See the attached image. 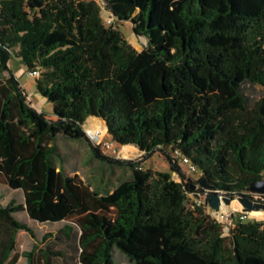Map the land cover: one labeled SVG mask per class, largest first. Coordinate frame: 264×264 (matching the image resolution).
Wrapping results in <instances>:
<instances>
[{
  "label": "trees",
  "instance_id": "1",
  "mask_svg": "<svg viewBox=\"0 0 264 264\" xmlns=\"http://www.w3.org/2000/svg\"><path fill=\"white\" fill-rule=\"evenodd\" d=\"M104 1L109 25L96 0H0V181L24 193L7 206L0 195V264L14 263L20 232L35 238L19 212L66 222L25 253L27 264H119L115 251L128 264H264V222L237 221L224 237L209 206L187 207L198 182L181 167L188 159L233 197L252 198L251 184L264 179V96L249 92L264 89V0ZM124 22L148 40L144 50L128 44ZM13 59L40 71L51 114L31 103ZM90 118L140 153L128 161L92 147L95 159L131 170L113 191L57 165L55 139L89 141ZM155 155L183 182L139 169Z\"/></svg>",
  "mask_w": 264,
  "mask_h": 264
},
{
  "label": "rangeland",
  "instance_id": "2",
  "mask_svg": "<svg viewBox=\"0 0 264 264\" xmlns=\"http://www.w3.org/2000/svg\"><path fill=\"white\" fill-rule=\"evenodd\" d=\"M98 5L101 9L102 17L105 20V24L109 25L107 21L111 18V12L104 0H97ZM117 28L123 33L128 44L137 51L144 50L147 46V40L145 37H138L134 35L133 25L131 22L118 23ZM146 41L145 45H142V41ZM141 41V42H140ZM9 67L18 78L20 84L26 90L29 100L31 103L37 107L39 110L43 111L45 114H51L53 112L52 105L42 97L38 95L36 88V79L30 78L27 75L29 71L27 67L17 59H13L9 63ZM0 76H7V73L0 72ZM251 97L255 99L262 98L264 96V89L260 86L255 87L249 90ZM43 100V101H42ZM51 117V116H50ZM97 127V130L90 131L92 127ZM100 123L96 118H90L87 122L83 124V129L86 132L87 140H70L64 136H58L54 143L59 149L61 155V160L57 162V165L64 169L65 173L70 177H78L87 185L91 186L92 189L96 188L101 191H108L113 189L122 181H125L130 178L131 170L124 166H109L102 163L100 160L95 159L92 155V147H99L100 150L113 158L133 161L136 158H139L140 154L137 149L134 147H120L116 144H113L106 136L107 133L102 131L100 128ZM88 132L95 134V140H92ZM102 136V137H101ZM99 137H101L99 139ZM100 140V141H98ZM111 145L110 148H107L106 144ZM182 170L187 178V182H198L201 178L200 172H191L187 165L181 163ZM152 169L154 171H160L168 173L173 180L176 182H183L181 177L173 171L168 163L164 161L160 155H155L153 158H150L148 161L142 164V170ZM193 188V193L187 192V207L190 209H195L194 205L199 199H204L201 190V185L197 183ZM248 192H245L247 194ZM0 195L2 196L1 204L7 206L11 202L16 204L24 203V193L21 190H14L8 185L0 181ZM239 196L234 197V201L231 205L227 206L229 210H233L236 213L243 212V207L238 200ZM208 213V212H207ZM16 218L19 221L27 223L35 233V238L32 237L27 232H20L17 239L16 251L13 255L14 263L13 264H27V258L25 257L26 252L33 250L35 245L43 248L46 243L51 242V238L47 241L44 240L46 234H55L60 228H62L66 222L56 223V224H42L31 220L26 212H19L16 214ZM256 219V220H255ZM252 219L248 218V221H261L264 220L256 217ZM229 234H224V237H228ZM115 258L119 264H128V260L125 255L119 251H115ZM65 264V263H58ZM68 264H74L73 260H68Z\"/></svg>",
  "mask_w": 264,
  "mask_h": 264
},
{
  "label": "water",
  "instance_id": "3",
  "mask_svg": "<svg viewBox=\"0 0 264 264\" xmlns=\"http://www.w3.org/2000/svg\"><path fill=\"white\" fill-rule=\"evenodd\" d=\"M134 35L141 37L138 33L134 31ZM147 40V39H146ZM148 46V40L147 44ZM89 137L95 140V134L88 132ZM198 183L201 185V190L204 196L205 205L213 211L219 212L223 206H229L234 201V197L226 194L225 192L216 191L214 187L207 183L204 178H200ZM250 191L257 194L264 195V179L251 184ZM239 202L243 207V212L251 213L252 211H264V204L255 201L253 198L239 197Z\"/></svg>",
  "mask_w": 264,
  "mask_h": 264
},
{
  "label": "built area",
  "instance_id": "4",
  "mask_svg": "<svg viewBox=\"0 0 264 264\" xmlns=\"http://www.w3.org/2000/svg\"><path fill=\"white\" fill-rule=\"evenodd\" d=\"M97 1V0H96ZM98 3V2H97ZM111 12V10H110ZM114 19L113 13L111 12V18L107 21V23H111ZM28 77L33 78V79H37L40 77L41 73L39 70H30L27 72ZM107 148H110L111 145L106 144ZM184 165H187L189 170L191 172H198L197 169L190 165L189 160L188 159H183L182 162ZM140 170H142V167L139 168ZM248 195L250 197H252L255 201L263 203L264 202V195L262 194H257V193H253V192H249ZM204 198V197H203ZM196 204L201 205V204H205L204 203V199H199L196 201ZM211 214L212 217L219 223L224 224V234H229L230 230L235 226L237 221H247L248 218L250 217V213L247 212H241V213H236L233 210H229L227 206H223V208L221 209V211L216 212L211 210Z\"/></svg>",
  "mask_w": 264,
  "mask_h": 264
},
{
  "label": "bare ground",
  "instance_id": "5",
  "mask_svg": "<svg viewBox=\"0 0 264 264\" xmlns=\"http://www.w3.org/2000/svg\"><path fill=\"white\" fill-rule=\"evenodd\" d=\"M98 129H100V128H98ZM89 130L94 132L95 130H97V127L95 128V127L93 126V127L90 128ZM232 205H233V203H232ZM250 217H251L252 219H255L256 217H258L259 219L264 220V211H252V212L250 213Z\"/></svg>",
  "mask_w": 264,
  "mask_h": 264
},
{
  "label": "crops",
  "instance_id": "6",
  "mask_svg": "<svg viewBox=\"0 0 264 264\" xmlns=\"http://www.w3.org/2000/svg\"><path fill=\"white\" fill-rule=\"evenodd\" d=\"M35 83H36V81H35ZM23 88H24V87H23ZM38 95H39V94H38ZM39 96H40V95H39ZM40 97H41V96H40ZM43 100H44V99H43ZM43 100H42V101H43ZM34 107H35V106H34ZM35 108H37V107H35ZM37 109H38V108H37ZM38 110H39V109H38Z\"/></svg>",
  "mask_w": 264,
  "mask_h": 264
},
{
  "label": "flooded vegetation",
  "instance_id": "7",
  "mask_svg": "<svg viewBox=\"0 0 264 264\" xmlns=\"http://www.w3.org/2000/svg\"><path fill=\"white\" fill-rule=\"evenodd\" d=\"M263 204H264V202H263Z\"/></svg>",
  "mask_w": 264,
  "mask_h": 264
}]
</instances>
